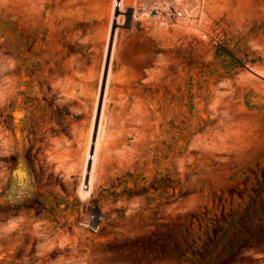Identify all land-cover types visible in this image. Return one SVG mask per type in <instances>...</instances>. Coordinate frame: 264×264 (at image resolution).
<instances>
[{
  "label": "rangeland",
  "instance_id": "obj_1",
  "mask_svg": "<svg viewBox=\"0 0 264 264\" xmlns=\"http://www.w3.org/2000/svg\"><path fill=\"white\" fill-rule=\"evenodd\" d=\"M126 1L0 0V264H264V0Z\"/></svg>",
  "mask_w": 264,
  "mask_h": 264
},
{
  "label": "bare ground",
  "instance_id": "obj_2",
  "mask_svg": "<svg viewBox=\"0 0 264 264\" xmlns=\"http://www.w3.org/2000/svg\"><path fill=\"white\" fill-rule=\"evenodd\" d=\"M201 1L202 0H132L130 5L133 8V17L135 19L142 18V21L148 22L150 25L160 28L169 26L168 23L173 24L172 22H174L176 26L183 27L185 29H191L196 22L195 19H198L200 17L202 3ZM127 4H129V2L126 0H112V8H119L120 11H125V6ZM171 8L179 10L180 12L179 15L176 14L173 19L168 15ZM154 10L157 13V17L155 18V20H151L150 14L151 11ZM163 13H165V15H162ZM102 113L100 116L101 119ZM92 124L93 122L91 121L87 137L88 140L85 143V151L83 150L84 153L81 158L82 168L79 174V185L77 188V193L81 198L90 197L93 193L92 172L94 164L96 162V154H98L97 151H99L98 147L101 146L100 140L102 138L103 127L100 120L98 124V133L96 136L97 138L94 143V151L92 152L91 146L93 145V143L92 145H90ZM85 184L87 185L85 186Z\"/></svg>",
  "mask_w": 264,
  "mask_h": 264
},
{
  "label": "trees",
  "instance_id": "obj_3",
  "mask_svg": "<svg viewBox=\"0 0 264 264\" xmlns=\"http://www.w3.org/2000/svg\"><path fill=\"white\" fill-rule=\"evenodd\" d=\"M262 241H264V238H262ZM243 258L244 257H242L238 251H232L229 252L226 256L220 258L217 264H235L239 261H242Z\"/></svg>",
  "mask_w": 264,
  "mask_h": 264
},
{
  "label": "built area",
  "instance_id": "obj_4",
  "mask_svg": "<svg viewBox=\"0 0 264 264\" xmlns=\"http://www.w3.org/2000/svg\"><path fill=\"white\" fill-rule=\"evenodd\" d=\"M172 10H173V14H172V12L171 13L169 12V14H172V17H174L176 14L179 15V13H180L179 10H176L174 8H172Z\"/></svg>",
  "mask_w": 264,
  "mask_h": 264
}]
</instances>
